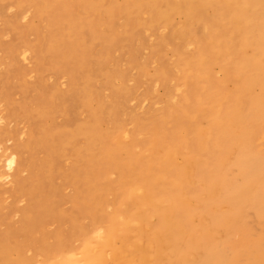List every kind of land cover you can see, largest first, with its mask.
I'll return each instance as SVG.
<instances>
[{
  "label": "rangeland",
  "instance_id": "1",
  "mask_svg": "<svg viewBox=\"0 0 264 264\" xmlns=\"http://www.w3.org/2000/svg\"><path fill=\"white\" fill-rule=\"evenodd\" d=\"M103 1L94 9L99 0H48L41 14L32 5L17 15L15 3L0 0L6 5L0 14V134L7 133L0 143V233L5 235L0 264L17 257L16 246L23 262L15 264H47L72 248L81 251L83 230L89 234L94 221L97 230L115 228L120 237L141 242L133 222L144 217L137 189L147 186L143 174H175L187 161L188 182L172 196L177 203L163 202L162 196L155 200L184 212L187 228L197 229L209 218L213 225L223 222L219 233L208 234L220 243L228 264H264V256L247 257L253 246L262 244L264 250V240H258L264 235V105L256 107L259 113L252 109L262 85L246 92V146L235 134L223 144L218 131L221 103L233 104L247 77L235 61L253 51L240 46L232 25L231 34L235 12L224 2L212 7L216 0L199 9L182 0H146L131 12L129 0ZM250 6L246 24L256 27L254 13L264 11V2ZM164 9L173 13L169 22ZM212 31L217 35L211 37ZM110 33L115 41L108 39ZM72 42L77 53H89L88 67L63 58L60 49L64 43L73 49ZM229 44L232 55L225 51ZM261 46L260 55L264 39ZM198 47L211 59L206 66L196 62ZM79 77L89 79L85 104L80 98L85 84L71 92ZM169 144L180 145V151L168 160L163 147ZM13 153L16 166L10 169ZM165 181L157 188L164 189ZM146 209L148 224H141L150 229L158 213L154 206ZM246 243L251 246L244 249Z\"/></svg>",
  "mask_w": 264,
  "mask_h": 264
},
{
  "label": "bare ground",
  "instance_id": "2",
  "mask_svg": "<svg viewBox=\"0 0 264 264\" xmlns=\"http://www.w3.org/2000/svg\"><path fill=\"white\" fill-rule=\"evenodd\" d=\"M10 1L15 3L16 4L15 6H18L19 13L17 15L27 11L29 9L27 6L32 7V5H36L35 10L37 14L43 13L49 6L48 0H46L44 5L42 4L43 0H10ZM87 1H91V0H87ZM145 1L146 0H129V5H130L129 12L133 10L138 11L142 7V5L145 3ZM155 1L159 2L160 0H155ZM182 1L184 4H187V6H189L190 8L199 9L200 6H203L205 2H207L208 0H182ZM259 1L260 0H229V1L216 0L211 3V6L214 8L219 9L220 7L225 5L230 12H235V18L230 23V29L232 31L231 34L233 33V30L231 27L232 25L234 27V31H236L241 37L240 46H242L243 48L249 47L253 49V51H251L252 54L250 57L248 58L242 57L243 59H239L235 61L236 67L238 69H241L242 72L244 71V74L247 76L245 78L246 80L242 83L243 85L240 87L242 88V91L238 93L237 99L233 104L225 105V103L223 102L221 103L222 105L220 106L219 111H218L219 113V116H217V119L219 120L218 131L221 133V136L223 135V137L220 136V139L222 138L223 144H228L229 142H231L232 141L231 135L235 134L238 136V144H240L241 147L246 146L244 139L246 137L245 135H246V130L248 127L246 123L244 122V119L248 117L247 116L245 117V115L242 113L243 105H244L246 92H249L250 89L257 84L262 85L263 94L260 96V101L252 102V109H255V112L259 113L256 107L261 108L262 107L261 105H264V53L260 55L262 47H263L261 46V41L264 39V11H256V13H254L255 23H258L256 27H253L251 25L248 26L246 24V22L248 21L246 9L248 10V7L251 4L258 5ZM223 2H224V5H223ZM262 2H264V0H261V3ZM103 3H104L103 0H99L97 4L93 5V8L100 9L102 8ZM260 5L261 4H259V6ZM5 6L6 5H0V14L4 13ZM85 8L91 9L89 6H85ZM111 11L112 9L109 8L107 11L108 16L111 15L110 13ZM161 14L162 16L164 15L166 16L168 22L170 19L172 20L173 13L170 9H164ZM109 19L110 17H108V20H106V22H108ZM212 32H211L212 33L211 37L217 35L216 31H212ZM234 35L235 34H233V37ZM89 36H91V34ZM115 36H116L115 33H110L108 35V39L111 42L112 40L115 41ZM227 37L230 38L228 36V33H227ZM70 46L71 48H73L75 46V42H72ZM216 49H219V48L217 47ZM60 50L63 53V58L66 61H74L78 64L79 67L80 66L88 67L91 64L90 59H89L90 55L88 52L83 53V54L77 53L74 48L69 49V45L66 43H64V48H61ZM219 50L221 52L224 49L223 50L219 49ZM234 50L235 49L233 47V44H229L225 47L226 54L232 55L235 52ZM196 54H197L196 55L197 61L196 60L195 61L196 62L200 61V64L202 66L203 65L206 66V64L211 61V59L208 58V55L205 52V50H202L199 47L197 48ZM214 58H213V61L215 62ZM71 74H72L71 76H73V79L75 80L77 77V72H72ZM72 83H73V87L71 90L72 93L74 91L76 92L80 91L77 86L79 83L81 85L85 84L84 90L83 92H81V97H80L83 103L85 104V100L88 95V90H86V87H87V84L89 83V79L87 81H84L81 77H79L77 81H73ZM208 110H210V108H208ZM207 131H210V130H207ZM223 133L226 135H224ZM206 134L207 133H202L201 136H203L204 138ZM6 135L0 134V143L5 141ZM203 138H201L200 141H204ZM177 140H180V139H177ZM182 143L187 144L188 142L185 139ZM182 143H180V145ZM180 145L175 146L173 144H169V146L163 147V150H166L164 152V155L168 158V160L173 158L176 152L179 153ZM199 145H200V142H199ZM14 153H16V151ZM14 153L7 160V165L10 167V169H13L16 166V159H15ZM162 164L163 166H165L166 161L163 160ZM188 164L189 162L187 161V163L184 166L180 165V167L178 168V171L175 172V174L172 173L169 175V173L166 172L165 170L162 174H157L154 177H150L149 175L150 170L147 171L149 173L143 174V181L146 183L147 186L140 187L137 189H141L142 195H141L140 200H138V202H139V208L143 209L144 207L145 209L144 217L136 218L134 219L135 221L133 222L134 224L137 225V236L136 237L139 238L141 242L132 243L128 239V234H126L125 237H120V235L117 233L115 228L109 227L106 229L104 228V230H97L95 226V221H94L92 223V229L89 234H87L85 230H83V233L81 236L83 246H82L81 251L80 249L76 251L72 248L69 250L71 252L64 253L61 258H56L55 260H49L47 264H228V257H227L228 255L226 256L223 253L222 248L219 245L220 243L219 242L217 243L216 240H213V236H210L208 234V232H211V231H215L216 233H219L220 230L224 226L223 222L216 223V225H213L211 219L209 218L205 220L204 224L200 225L199 228L197 229L196 227L187 228L185 225L188 222V220L184 212L183 213L177 212L174 209V206H164V205L162 206V204L160 205L159 202L155 200L159 196H162L163 202L168 201L169 204L177 203L173 200L172 196L175 193H177L179 189L183 191L184 183L188 182V181L184 182L185 176H186L185 174L186 167L188 166ZM165 173H167L168 176H164ZM163 178H166V181L163 183L164 189H158L157 185L160 180H163ZM152 206H154L157 209L156 211L158 213V223L153 225L152 228L148 229V227H143L141 223H144V225L148 224L147 217H148L150 210L146 208L152 207ZM178 207L180 208V206ZM179 208H176V209H179ZM125 219L128 222L132 221V218L130 216L125 217ZM222 219H224V221L226 222H232L231 219H226V217ZM114 221H115V218L112 221L110 220L109 225L113 224ZM73 233L75 234L76 232H73ZM4 236H5L4 233H0V252H2L3 250L1 243L3 241ZM263 236L264 235H261L258 238V240L260 241L264 240ZM115 239H120L116 245H114ZM250 246L251 245H249L248 243L242 245L244 249H247ZM261 246L262 244H260L259 246H253L252 252L248 253L247 257H250V256L253 257L255 255L256 259L262 258L264 256V250L261 249ZM12 249H14V252H16L18 255L15 259H7V262H9V264L23 262V257L19 256L20 255L19 253L21 252V247L18 248L16 246L15 248H12ZM45 251H46V254H48V250L45 249Z\"/></svg>",
  "mask_w": 264,
  "mask_h": 264
}]
</instances>
